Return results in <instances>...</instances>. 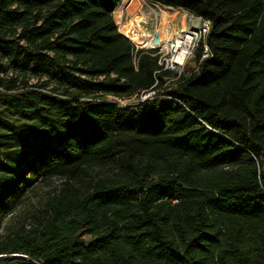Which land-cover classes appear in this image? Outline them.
<instances>
[{"label":"trees","instance_id":"1","mask_svg":"<svg viewBox=\"0 0 264 264\" xmlns=\"http://www.w3.org/2000/svg\"><path fill=\"white\" fill-rule=\"evenodd\" d=\"M150 1L210 21L170 85L119 0H0V264H264V0Z\"/></svg>","mask_w":264,"mask_h":264},{"label":"rangeland","instance_id":"2","mask_svg":"<svg viewBox=\"0 0 264 264\" xmlns=\"http://www.w3.org/2000/svg\"><path fill=\"white\" fill-rule=\"evenodd\" d=\"M190 19L188 14L177 8L162 6L156 2H151L149 0H119L115 11H114V20L115 23L119 26H129L136 30L138 36L142 40L150 39L152 36H158L163 39L171 37L174 35V32L179 28L185 26L186 22ZM136 26V27H134ZM147 45V42H146ZM196 64L193 59H189L188 62L181 67L178 71L182 73H192L195 70ZM10 72H13V69H9ZM29 83L36 82L35 77L28 78ZM172 83L171 79L165 80V85H170ZM48 89L49 87L46 86ZM152 95V94H151ZM108 99L113 101L117 100L111 96H108ZM139 100L138 96L132 97L128 103L133 104ZM125 100L121 99L120 103H124ZM126 104V103H125ZM0 109H5L4 103L0 102ZM54 183H57L55 181ZM50 186H43L37 189L36 195H32L29 200L26 202L22 211L30 208L34 202L38 199H41L45 196Z\"/></svg>","mask_w":264,"mask_h":264},{"label":"built area","instance_id":"3","mask_svg":"<svg viewBox=\"0 0 264 264\" xmlns=\"http://www.w3.org/2000/svg\"><path fill=\"white\" fill-rule=\"evenodd\" d=\"M188 16H190V19L186 22L185 26L175 31L174 35L165 39L158 36H152L151 40L147 39L150 40L151 42L149 43V45H146L147 40H142L141 42L139 41L134 42L131 41L126 36L136 48L156 49V52L153 55L157 57V63L161 67V70H171L174 73H176L175 77L168 78L171 79L172 81L177 79L181 75V72L178 70L181 67H183L188 62L189 59L192 58L194 61V57L200 43H203V49L201 52L200 60H202L209 54L208 47L205 42H206L207 34L210 30V21L203 20L202 18L195 17L191 14H188ZM116 26L118 31L121 32L120 26L117 24ZM0 63H3V60H0ZM196 69H197V64L195 70ZM0 76H3L2 72H0ZM153 93L154 91L141 93L139 95L140 100L143 101L147 99ZM111 97L115 98L117 102L111 99L110 100L112 102H116L119 105H121L120 103H118L121 101V99L125 100V102L122 103L123 105L121 106H126V105H131L128 102L134 96L132 97L111 96ZM12 255L17 257H24L23 255H19L16 253Z\"/></svg>","mask_w":264,"mask_h":264},{"label":"bare ground","instance_id":"4","mask_svg":"<svg viewBox=\"0 0 264 264\" xmlns=\"http://www.w3.org/2000/svg\"><path fill=\"white\" fill-rule=\"evenodd\" d=\"M134 27H136V26H134ZM132 29H134L133 26L132 27L124 26V25L120 26V31L125 36H127L131 41H134V42L139 41V42H141L142 39L138 36L137 31L136 30H132ZM149 43H151L150 40H147V45H149Z\"/></svg>","mask_w":264,"mask_h":264}]
</instances>
